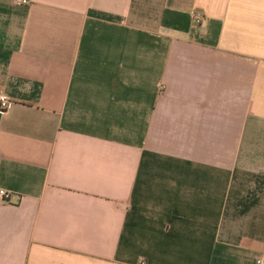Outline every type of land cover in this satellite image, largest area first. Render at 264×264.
I'll return each instance as SVG.
<instances>
[{
  "label": "crops",
  "instance_id": "1",
  "mask_svg": "<svg viewBox=\"0 0 264 264\" xmlns=\"http://www.w3.org/2000/svg\"><path fill=\"white\" fill-rule=\"evenodd\" d=\"M0 94V264L264 253V0H0Z\"/></svg>",
  "mask_w": 264,
  "mask_h": 264
},
{
  "label": "built area",
  "instance_id": "2",
  "mask_svg": "<svg viewBox=\"0 0 264 264\" xmlns=\"http://www.w3.org/2000/svg\"><path fill=\"white\" fill-rule=\"evenodd\" d=\"M196 18L199 19L198 15H196ZM13 104H14V101L11 100L7 95L0 94V112L3 113L7 111L13 106ZM0 197L6 200L9 197V193L4 190H0ZM256 263L264 264V253H262V255L257 258Z\"/></svg>",
  "mask_w": 264,
  "mask_h": 264
}]
</instances>
